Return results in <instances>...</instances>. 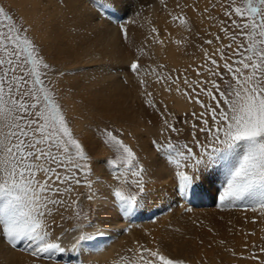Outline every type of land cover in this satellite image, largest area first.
Listing matches in <instances>:
<instances>
[{
    "label": "snow or ice",
    "instance_id": "obj_1",
    "mask_svg": "<svg viewBox=\"0 0 264 264\" xmlns=\"http://www.w3.org/2000/svg\"><path fill=\"white\" fill-rule=\"evenodd\" d=\"M123 2L90 0L97 17L116 23L122 39L130 42L128 27L118 15ZM176 7L181 11L169 13L172 21L191 32L184 9L200 10L187 4ZM200 16L218 32H207L212 38L197 45L203 59L195 67L189 65L194 79H189L188 69L181 76L176 75L179 69L157 71L165 67L162 64L146 67L141 57L147 52L141 46L126 65L139 85L143 104L159 116V138L149 142L157 157L152 163L163 161L170 169L177 199L187 198L211 177L217 185L214 200L220 206L240 204L264 216V0H209ZM30 28L0 4V241L12 249L23 244L21 250L36 264L62 259L58 253L80 252L103 236L90 218L101 206L116 209L122 218H136L151 189L148 165L127 142L131 133L122 127L96 126L89 140L77 134L60 102V85L78 70L62 68L42 54ZM150 33L154 43H164L155 27ZM153 83L199 110L182 116L169 111L148 90ZM93 140L111 153L100 162V171L93 167ZM81 197L97 207L85 211ZM68 208L73 212L65 217L61 209ZM57 216L77 222L65 228L57 224ZM259 253L264 254V246ZM244 258L264 264L256 252ZM109 264L187 262L165 255L159 246L136 241L134 247L116 252Z\"/></svg>",
    "mask_w": 264,
    "mask_h": 264
},
{
    "label": "rangeland",
    "instance_id": "obj_2",
    "mask_svg": "<svg viewBox=\"0 0 264 264\" xmlns=\"http://www.w3.org/2000/svg\"><path fill=\"white\" fill-rule=\"evenodd\" d=\"M55 1L58 4H62V0ZM78 1L87 8L92 7L90 0ZM131 1H134V6L136 4L139 6L135 9H131L124 1V4L120 5L123 13L122 17L124 18L122 22H124L126 26H130L133 21L135 24L139 23L138 16L144 15L143 21L145 23H143V26H145V33L142 38H140V41L147 52L145 56L147 61L142 64L146 67L151 66L153 68L157 65H165L163 69L157 68V71L160 72H169L171 69H179L180 71L177 72L176 75L181 76L184 75L183 70L188 69L187 75L189 79H194L195 73L191 71L189 65L195 67L200 64L203 59V54L197 45L203 44L204 39L212 38L206 34L207 32H218L216 27L211 26V21L207 19L201 20L200 11L208 5L209 0H163V2H161V0H157L156 2L153 0L154 3H149L147 0ZM177 3L182 6L185 4L194 5L200 10L193 11L192 7L184 9V14L189 18V25L192 29L191 32H189L185 26H181L178 22H173L171 19L169 13L176 15L181 11V9L176 7ZM0 4H3L6 9H10L11 14L19 23L24 24L25 27L31 26L29 35L41 46L42 54L47 58L54 59L55 62L65 69H85L80 66V64H69L70 62L67 60L60 61L59 58H63L64 55L58 53L57 50H54V52L47 50L41 38L38 36L39 32L35 25L29 23L23 11H21L15 3L9 0H0ZM165 4L167 5L166 8ZM154 8L156 10L152 11L151 9ZM155 16L165 23L166 29L163 28L161 21H157ZM152 27L158 30L159 39L164 41L163 44L154 43L150 38L151 35H153L150 33ZM72 30L77 31L75 28H72ZM165 30H167V33L164 32ZM196 33H199V36H197ZM120 38L124 45L131 48L134 47L136 39L133 34H129L130 42H125L121 34ZM176 40H180L182 43L178 45L174 42ZM226 42L227 41H225V43ZM204 47L208 46L204 45ZM141 62L144 61L142 60ZM78 77H80V75L78 71H75L74 75L65 77L63 83L60 85V102L65 107L77 134L81 135L85 140H89L93 137L92 129L96 126L120 127V125H117V123L112 119L110 120V118L95 117L90 114L88 115V112L85 113L84 104L76 91V89H79L76 85V82L79 80ZM148 79L151 81L153 78L149 77ZM134 81H136L135 78ZM135 85L137 86L134 87L135 95L140 97L137 81ZM148 90L152 92L156 101H163V103L168 106L169 111L175 112L178 116H182L186 111H191L193 109L199 110L198 106L189 104L182 96L175 92L171 94L165 92L162 87L155 83H153L152 87ZM177 95L186 103L184 105L185 107L179 108V106L175 104ZM161 110H163V108H161ZM153 115L157 114H151L148 117L151 118ZM86 117L92 119L88 120ZM159 124L160 120L158 116V121L147 124V126H149L147 128L149 132L147 131L146 134L148 135L144 132H142V135L139 133V135L144 136L143 138L146 139L149 138V140L154 137L159 138ZM147 126L144 125L141 131H144ZM124 130L126 133H131L128 132L130 129L126 131L124 128ZM173 138L175 139L176 137L173 136ZM126 139L144 159L142 155L143 149L140 148L136 137L131 133L130 136H126ZM92 143V155L94 157L93 167L97 171H100L102 169V164L100 162L111 155V153L103 143L95 140H93ZM137 145H139V147H137ZM104 175L105 178L110 179L107 173ZM170 176L168 177L169 183L166 182L168 184L164 186L154 179L155 176L151 175L150 178H147L149 179L147 186L151 189V192L145 197V206L143 208L145 215L139 218L140 222L142 221L141 224L130 227L134 235V243L126 242V244L117 251H123L126 248L134 247L135 242L139 241L141 244H145L149 247L159 246L165 255L171 258L183 259L187 264H257V262L252 259L244 258L249 257L252 252H256L264 259V254L259 253V248L264 246V216L260 214L259 210L253 211L251 208L240 204L231 207L220 206L219 202L214 200L217 185L213 183L211 177L205 179L201 186L196 188L194 193L196 194L198 192L200 198H198L197 194L195 196L194 193L192 195L193 197L188 202H182L175 197V199L173 197L166 198L163 192L164 189L167 188V185L172 191V180ZM161 188L164 189L162 190ZM79 191L83 192L84 189L81 188ZM72 198L75 199V195H73ZM81 200L83 201L85 211H88L90 208L95 209V204H90L84 197H81ZM61 212H63L65 217H69L72 215L73 209L68 208L67 211L61 209ZM94 214L95 211L90 213L92 221L95 218ZM58 217L59 216L55 217L57 224H65L64 227L70 225V228H72L77 222L74 219L60 221ZM254 219L256 221L255 223H253ZM252 233H254V235ZM221 241L224 243H221ZM3 244L4 247L9 249L5 242H3ZM253 244L256 245L255 248L252 247ZM245 245H247V247H245ZM22 248L23 244L18 245L16 250L24 252L21 250ZM233 251H235L236 255H232ZM7 252L10 253L9 250H7ZM115 253L116 252H114V254ZM114 254L110 257L106 256L103 264H109ZM79 264H89V262H87V259L84 263L80 260Z\"/></svg>",
    "mask_w": 264,
    "mask_h": 264
},
{
    "label": "bare ground",
    "instance_id": "obj_3",
    "mask_svg": "<svg viewBox=\"0 0 264 264\" xmlns=\"http://www.w3.org/2000/svg\"><path fill=\"white\" fill-rule=\"evenodd\" d=\"M9 1L15 3L23 11L30 24L35 25L39 32L38 36L47 50L52 52L57 50L58 53H62L64 57L59 58L60 61L67 60L70 62L69 64H80L85 68L78 69L80 77L76 82L79 88L76 91L84 104L85 113L88 112V115L95 117L110 118L117 125H120L123 129L125 128L126 131L130 129L128 132L136 137L140 148L143 149L142 155L149 167L150 176H155L154 179L163 186L168 184L170 169L166 167L163 161L158 165L152 163L157 159L155 152L150 149L149 138L146 139L141 136L142 132L146 134L148 131V120L155 123L158 121V116L148 117L156 113L145 107L142 99L135 95L134 87H137L135 85L136 81H134L135 77L126 68L130 60L136 57L137 46L143 47L140 38L145 33L144 15L138 16L139 23H132L127 26L129 34H133L136 39L132 49L122 43L121 33L116 23L98 18L93 7L87 8L78 0H62V4H58L55 0ZM124 1L131 9L139 6L138 4L134 6V1ZM147 1L154 3L153 0ZM118 12V15L121 14L122 17L123 13L120 7ZM157 21L160 22L161 20L158 18ZM161 24L166 29L165 23L162 22ZM72 28L77 29V31L72 30ZM167 30L164 32L167 33ZM145 56L141 57V61H144L141 63H146ZM125 80H127V83L124 82ZM175 104L181 108L185 107L186 103L177 95ZM87 117L88 120L92 119ZM144 125L147 127L144 131H141ZM172 193L173 190L171 191L167 185L163 194L166 195V198H174L175 196ZM196 194L200 198L198 192ZM196 194L194 193L195 196ZM192 195L193 193H190L188 196L190 200L193 197ZM180 200L184 202V199ZM144 213L145 211L142 210L134 221H130L122 218L116 209L110 206H101L98 213L95 211L93 222L96 227L103 230V236L89 242L80 252L58 253L57 258L62 257V259L38 260L36 264H79L80 260L85 261L86 259L89 264H103L106 256H113L114 252H118L117 250L123 247L126 242L134 243V235L130 227L141 224L142 221L140 222L139 218L144 217ZM64 225L62 224L63 227ZM66 227L71 229L70 225ZM87 230L94 231L92 228ZM56 231L58 232L59 228ZM3 245V241H0V264H32L34 258L27 252L11 249L9 246V249H7ZM65 245L70 247L68 240H65Z\"/></svg>",
    "mask_w": 264,
    "mask_h": 264
}]
</instances>
